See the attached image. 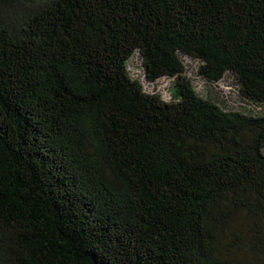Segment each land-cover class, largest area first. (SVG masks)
Listing matches in <instances>:
<instances>
[{
  "label": "trees",
  "instance_id": "trees-1",
  "mask_svg": "<svg viewBox=\"0 0 264 264\" xmlns=\"http://www.w3.org/2000/svg\"><path fill=\"white\" fill-rule=\"evenodd\" d=\"M0 264H264V0H0Z\"/></svg>",
  "mask_w": 264,
  "mask_h": 264
},
{
  "label": "rangeland",
  "instance_id": "rangeland-1",
  "mask_svg": "<svg viewBox=\"0 0 264 264\" xmlns=\"http://www.w3.org/2000/svg\"><path fill=\"white\" fill-rule=\"evenodd\" d=\"M182 61L185 66V76L191 80L194 90L199 95L218 98L219 100H221V98L224 99L225 96L230 99L234 95L233 89H235V86L230 75H225L213 86L212 84H208L196 73L198 62L187 57H183ZM126 67L130 76L141 83L145 92L157 93L166 101L171 99V79L159 78L153 83L145 81L137 52L127 60Z\"/></svg>",
  "mask_w": 264,
  "mask_h": 264
}]
</instances>
